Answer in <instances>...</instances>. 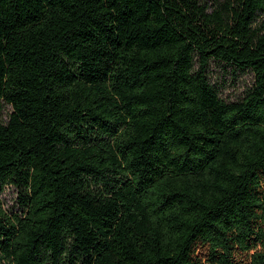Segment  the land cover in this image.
<instances>
[{
  "label": "trees",
  "instance_id": "trees-1",
  "mask_svg": "<svg viewBox=\"0 0 264 264\" xmlns=\"http://www.w3.org/2000/svg\"><path fill=\"white\" fill-rule=\"evenodd\" d=\"M0 101V264H264V0H0Z\"/></svg>",
  "mask_w": 264,
  "mask_h": 264
},
{
  "label": "rangeland",
  "instance_id": "rangeland-1",
  "mask_svg": "<svg viewBox=\"0 0 264 264\" xmlns=\"http://www.w3.org/2000/svg\"><path fill=\"white\" fill-rule=\"evenodd\" d=\"M208 78L216 89L220 99L226 102L238 101L250 87L252 75L249 71L234 70L230 67H221L210 64ZM10 112L9 106L0 101V120L5 122ZM1 206L6 211H17L16 191L9 186L3 188L0 194Z\"/></svg>",
  "mask_w": 264,
  "mask_h": 264
}]
</instances>
